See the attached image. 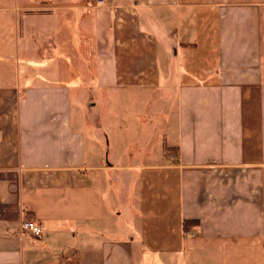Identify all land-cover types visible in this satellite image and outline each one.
I'll return each instance as SVG.
<instances>
[{
	"label": "crops",
	"instance_id": "1",
	"mask_svg": "<svg viewBox=\"0 0 264 264\" xmlns=\"http://www.w3.org/2000/svg\"><path fill=\"white\" fill-rule=\"evenodd\" d=\"M0 264H264V0H0Z\"/></svg>",
	"mask_w": 264,
	"mask_h": 264
},
{
	"label": "rangeland",
	"instance_id": "2",
	"mask_svg": "<svg viewBox=\"0 0 264 264\" xmlns=\"http://www.w3.org/2000/svg\"><path fill=\"white\" fill-rule=\"evenodd\" d=\"M98 5H100V3H102L101 1L97 2ZM54 54V51L50 52V54L48 55H45L43 58L49 56L51 57L52 55ZM41 58V57H40ZM72 62V61H70ZM146 96H147V99H148V102L154 97L153 95L151 94H144V93H134V94H131V100L129 102H124L120 100V104H121V109L122 111H127V113L132 117V118H135L137 116V111L139 109H141L144 105V102L146 101ZM140 98V102L137 101V99ZM149 104H147L148 106ZM150 106V105H149ZM153 106V105H152ZM152 106L148 107L147 111H148V114H150L152 111ZM116 110V109H115ZM153 116L152 115H146L145 116V122H146V127H152L153 125Z\"/></svg>",
	"mask_w": 264,
	"mask_h": 264
},
{
	"label": "built area",
	"instance_id": "3",
	"mask_svg": "<svg viewBox=\"0 0 264 264\" xmlns=\"http://www.w3.org/2000/svg\"><path fill=\"white\" fill-rule=\"evenodd\" d=\"M21 229L25 232H29L34 237H41L43 230L40 226L31 223V222H24L21 225Z\"/></svg>",
	"mask_w": 264,
	"mask_h": 264
}]
</instances>
